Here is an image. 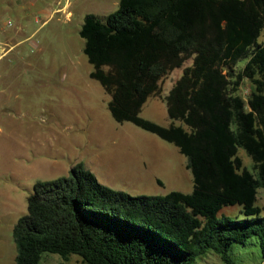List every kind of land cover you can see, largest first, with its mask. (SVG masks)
I'll use <instances>...</instances> for the list:
<instances>
[{
	"label": "trees",
	"instance_id": "16d2710c",
	"mask_svg": "<svg viewBox=\"0 0 264 264\" xmlns=\"http://www.w3.org/2000/svg\"><path fill=\"white\" fill-rule=\"evenodd\" d=\"M79 34L111 115L177 145L193 188L133 195L76 162L68 175L33 183L12 228L15 264H40L44 251L89 264H193L210 249L238 264L230 244L252 235L264 264V214L255 203L264 188V0H119L104 18L86 13ZM188 56L164 95L169 124L141 116L163 76ZM244 78L247 96L238 91ZM232 203L245 217L217 215Z\"/></svg>",
	"mask_w": 264,
	"mask_h": 264
},
{
	"label": "rangeland",
	"instance_id": "374dc122",
	"mask_svg": "<svg viewBox=\"0 0 264 264\" xmlns=\"http://www.w3.org/2000/svg\"><path fill=\"white\" fill-rule=\"evenodd\" d=\"M118 2L0 0V38L12 44L0 55V264H15L12 228L26 212L33 183L68 175L76 162L100 182L133 195L193 188L186 157L177 145L132 121L116 120L107 105L110 94L90 76L93 66L79 34L84 15L104 18ZM245 59L241 57L237 67ZM191 62L188 56L163 76L159 91L143 103L141 116L169 124L164 95ZM250 86L244 78L238 91L247 96ZM238 154L251 168L242 147ZM256 196L263 215V187ZM221 214L245 217L239 203L223 205L217 212ZM230 253L238 264H258L257 236L232 242ZM74 262L89 264L77 253L65 259L44 251L40 258V264ZM193 264L226 263L210 249Z\"/></svg>",
	"mask_w": 264,
	"mask_h": 264
},
{
	"label": "crops",
	"instance_id": "0c3cea01",
	"mask_svg": "<svg viewBox=\"0 0 264 264\" xmlns=\"http://www.w3.org/2000/svg\"><path fill=\"white\" fill-rule=\"evenodd\" d=\"M10 19H8V21H9ZM7 44V39L5 38V39H1L0 38V50H1V48L2 47H4V48H6V45ZM8 45V44H7ZM12 44H9L8 46H7V48H9L10 46H11ZM7 48H6V50H7ZM1 52V51H0ZM0 96H1V93H0Z\"/></svg>",
	"mask_w": 264,
	"mask_h": 264
},
{
	"label": "built area",
	"instance_id": "2783aa9c",
	"mask_svg": "<svg viewBox=\"0 0 264 264\" xmlns=\"http://www.w3.org/2000/svg\"><path fill=\"white\" fill-rule=\"evenodd\" d=\"M8 22H10V21H8ZM0 51H1L0 52V55H1V54H3L6 51V48L2 47Z\"/></svg>",
	"mask_w": 264,
	"mask_h": 264
}]
</instances>
